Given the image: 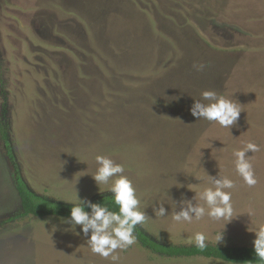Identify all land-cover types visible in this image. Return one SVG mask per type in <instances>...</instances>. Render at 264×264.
Segmentation results:
<instances>
[{
	"label": "rangeland",
	"instance_id": "rangeland-1",
	"mask_svg": "<svg viewBox=\"0 0 264 264\" xmlns=\"http://www.w3.org/2000/svg\"><path fill=\"white\" fill-rule=\"evenodd\" d=\"M205 90L240 108L231 131L191 115ZM249 141L260 145L248 153L252 188L233 165ZM96 155L125 166L153 240L193 246L203 232L208 245L253 247L264 225V0H0V264H112L72 238L65 218L9 221L22 212L15 166L37 195L75 203L76 191L109 192L91 177ZM205 170L237 185L218 245L223 222L175 224L153 212H174L173 200L207 187ZM117 264L232 263L170 258L136 242Z\"/></svg>",
	"mask_w": 264,
	"mask_h": 264
},
{
	"label": "clouds",
	"instance_id": "clouds-1",
	"mask_svg": "<svg viewBox=\"0 0 264 264\" xmlns=\"http://www.w3.org/2000/svg\"><path fill=\"white\" fill-rule=\"evenodd\" d=\"M193 67L203 71L205 65L194 64ZM193 101L190 112L196 120H204L210 125L218 124L229 131L237 124L241 114L236 103L214 90L203 91L200 99ZM259 151L260 145L249 141L233 152L234 171L249 188L255 187L258 179L251 162L252 156L248 153ZM95 163L97 167L91 177L97 187L109 186L110 198L118 210L113 211L102 203L81 198L75 190L76 202L70 208L69 217L63 220L67 228L74 229L85 239L92 254L117 264L120 253L136 244L138 226L142 227L149 217L146 211L141 210L140 197L133 181L125 174V166L106 155H96ZM205 176L208 186L197 190L191 199L182 196L179 200H173L176 204L174 212L164 204H159L153 212L158 218L170 217L175 224H191L205 217L218 224L223 222L221 230L214 234V241L218 245L226 243V227L233 221V190L237 185L233 179L218 172L212 175L205 170ZM180 188H184L183 184H180ZM254 234L252 245L255 257L264 262V225ZM192 239L197 249L203 251L208 247L206 241L209 238L203 232H196Z\"/></svg>",
	"mask_w": 264,
	"mask_h": 264
},
{
	"label": "trees",
	"instance_id": "trees-1",
	"mask_svg": "<svg viewBox=\"0 0 264 264\" xmlns=\"http://www.w3.org/2000/svg\"><path fill=\"white\" fill-rule=\"evenodd\" d=\"M5 148L8 157L15 161V154L13 152L12 144L8 139L6 133L3 135ZM14 180L16 190L21 199L22 212L9 219V221H14L19 218L26 216H34L38 218L56 216L61 218H68L70 213V208L72 205L56 202L37 195L35 192L30 190L29 186L23 180L19 169L15 166ZM111 193L103 196H98L91 200L94 203H102L108 206L110 210L116 211L117 207L112 202ZM138 243L146 250L160 254L162 256H167L170 258H193V257H204L207 259L219 260L222 262L232 263V264H264L255 257L253 247L251 246H226L219 247L214 245H208V247L201 251L193 246H169L167 244H161L143 231V229L138 226V231L136 233Z\"/></svg>",
	"mask_w": 264,
	"mask_h": 264
},
{
	"label": "crops",
	"instance_id": "crops-1",
	"mask_svg": "<svg viewBox=\"0 0 264 264\" xmlns=\"http://www.w3.org/2000/svg\"><path fill=\"white\" fill-rule=\"evenodd\" d=\"M109 192H106V194H108ZM106 194H102V196L103 195H106ZM39 196H41V195H39ZM43 197V196H42ZM96 197H98V196H96ZM96 197H94V198H96ZM94 198H92V199H90V200H93ZM56 202H60V203H64V204H69V205H73L74 203H72V202H70V201H68V202H63V201H56ZM66 219V218H65ZM77 231H79V229H77ZM70 236H72V238H73V236H78V234L75 232V231H69V233H68ZM73 240V239H72ZM74 241V240H73ZM79 242L81 243V245H82V247H84L87 243H86V241H85V239L82 237V236H80L79 235ZM138 242V241H137ZM90 250V249H89ZM82 251H86V250H84V249H82ZM84 252H82V254L80 255V256H82V257H87V253H84Z\"/></svg>",
	"mask_w": 264,
	"mask_h": 264
}]
</instances>
